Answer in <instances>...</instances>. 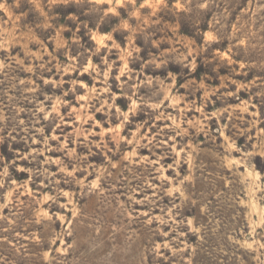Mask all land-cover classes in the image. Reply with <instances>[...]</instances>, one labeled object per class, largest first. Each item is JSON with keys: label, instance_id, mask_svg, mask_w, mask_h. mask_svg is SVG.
Returning <instances> with one entry per match:
<instances>
[{"label": "rangeland", "instance_id": "obj_1", "mask_svg": "<svg viewBox=\"0 0 264 264\" xmlns=\"http://www.w3.org/2000/svg\"><path fill=\"white\" fill-rule=\"evenodd\" d=\"M0 264H264V0H0Z\"/></svg>", "mask_w": 264, "mask_h": 264}]
</instances>
